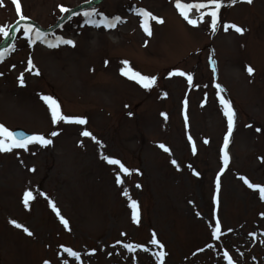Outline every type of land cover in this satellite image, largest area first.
I'll list each match as a JSON object with an SVG mask.
<instances>
[{"label":"rangeland","instance_id":"1","mask_svg":"<svg viewBox=\"0 0 264 264\" xmlns=\"http://www.w3.org/2000/svg\"><path fill=\"white\" fill-rule=\"evenodd\" d=\"M79 1L20 0L21 13L50 25L61 6ZM97 8L121 22L107 28L76 18L48 34L53 42H75L58 47L31 43L21 27L0 67V123L53 141L0 152V264H160L153 232L167 253L164 264H229L225 251L234 264H264V199L243 179L264 185V0H222L215 32L209 16L193 26L172 0H103ZM141 8L164 21H149L151 35L136 14ZM19 18L14 0H0L3 27ZM225 24L244 31L225 30ZM29 59L35 67L23 71ZM125 60L134 71L156 76V84L145 89L124 76ZM176 70L192 75V83ZM43 95L87 123H53ZM221 95L236 113L226 167ZM85 130L96 139L83 136ZM53 131L59 134L52 137ZM105 156L119 159L130 174ZM26 190L35 197L27 207ZM133 199L139 223L132 219ZM217 217L219 239L212 235ZM127 243L144 248L129 251Z\"/></svg>","mask_w":264,"mask_h":264},{"label":"snow or ice","instance_id":"2","mask_svg":"<svg viewBox=\"0 0 264 264\" xmlns=\"http://www.w3.org/2000/svg\"><path fill=\"white\" fill-rule=\"evenodd\" d=\"M237 0H231V3L235 4ZM248 3H252V0H247ZM16 11L17 13H20V19L21 20H29V17L24 16L21 13V3L20 0H14ZM176 8L179 10L180 14L188 21L189 24L196 26L199 23L203 22L205 19V16H209L211 18L210 27L213 32L217 30L218 24H219V13L222 7V0H204V2H182V0H176L175 4ZM193 9H196L198 11V16L192 17L190 15L191 11ZM202 9H207V11H200ZM62 12H69L70 9L61 6ZM137 13L142 17V27L144 28V31L148 33V35H151V27L149 21H156L158 23H163V19L157 16H154L151 12H149L146 9H137ZM77 13H73V15H76ZM94 14H98L101 19L96 20L91 18ZM85 17H89L85 21V23L88 24H94L96 26L105 25L108 28H113L116 26L117 23L121 22V17H113L112 19H109L107 16H105L103 13H97V10L95 8L91 9V11H85L84 12ZM228 28H233L237 32L242 33L244 31L243 28L237 26L236 24H225L224 29L228 30ZM8 31L3 26H0V33H3L5 36L8 35ZM23 32L24 35L29 37V40L31 43H35L38 40H44L49 47H58L61 43L73 45L75 46V42L71 39H65L63 37H57L55 42L47 39L48 34L46 32L41 31L40 28H38L35 24H25L23 25ZM34 34V38H33ZM7 49L0 50V60L3 59L5 52ZM29 69L35 67V65L32 63L31 59L28 61ZM123 64L125 65L124 68L121 69V72L124 76L129 77L130 79L137 81L140 85H142L145 89L151 88L153 85L157 82L156 76H149V75H143L139 71H134L130 66L129 62L127 60L123 61ZM247 71L251 74L254 69L249 66L247 68ZM37 74H39V70H36ZM176 74L181 76H187L188 82L191 84L193 77L190 74H187L181 70H176ZM169 75H173V73H169ZM20 83H24L23 74L20 76ZM216 87L219 89L220 85L217 84ZM167 95V93H165ZM42 99L47 103L50 111H51V117L53 123H59L61 121L65 123H78V124H86L87 119L82 116H73V115H65L61 111L60 103L52 96L43 95ZM220 103L223 105L224 108V114L227 117L228 125H227V134L224 137V165L225 167L228 165L229 162V156L228 152L226 151L228 144L230 142V137L232 136L233 129L235 126V116L236 113L232 107L231 101L224 98L223 95L220 96ZM187 106V101L185 100V107ZM131 115V113H129ZM165 116L167 114H164ZM185 120H187V116H185ZM259 131V129H258ZM59 133L56 131H53L50 133L52 137L57 136ZM83 136L92 137L93 139H96L93 134L90 131H83ZM189 140H192L191 136H189ZM53 141L50 138H47L44 134H25L23 132H16L14 130H11L10 128L6 127L3 123H0V152H10L14 148L15 149H28L29 145L32 144H39L41 146H47L50 145ZM208 141L205 140V143ZM161 148H163L165 151H170L164 144L160 145ZM192 151L193 153L196 152V145L195 142L192 143ZM104 159L107 160L109 164L113 165H119L120 169L124 173L130 174V169L125 167V165L116 158L105 156ZM173 164H176L177 162L175 160L172 161ZM34 170V169H33ZM224 169H221V172H223ZM197 176L200 175V173H195ZM244 182L248 185L249 188L252 189H259L260 198L264 199V185L251 183L247 178H243ZM117 183H123V180L117 175ZM220 190V176L217 175L216 178V191L219 193ZM125 196H128L127 190L124 192ZM35 197L33 195V192L31 190H26L23 195V203L25 207H27L31 200H33ZM51 207L56 211V214L60 217L61 222L65 225V227L68 226V220H66L62 215H60L59 209L56 207V204L54 201L50 202ZM219 203L218 197H217V204ZM130 207L132 209V219L136 222H140V209L138 201L131 200L130 201ZM261 215H264L262 213ZM12 224H14L18 228H22L28 235H32L33 233L25 227L23 224L18 223L16 220L11 221ZM228 231H231L229 229ZM221 234V222L219 218L217 217L214 224V229L212 232V235L215 236L217 239L220 238ZM251 235L255 236V233H252ZM151 244L157 245L161 251L156 253L157 258L160 261V264H164V257L167 255L165 251H163L164 245L161 243L159 239L156 238V234L153 232ZM264 242V241H262ZM117 243H122L121 241H117ZM125 248H127L129 251H135L137 248H144V245L142 244H132L127 243L123 245ZM63 247V246H62ZM208 247H211V245H208ZM93 252L95 249L92 250ZM203 251V249H201ZM64 252H66L68 255L75 257L79 259L80 253L77 251H74L72 248L65 247ZM224 257L228 259L229 264H234L232 257L229 255L227 251L224 252ZM44 264H49L48 261H45ZM64 264H68L67 261H64Z\"/></svg>","mask_w":264,"mask_h":264},{"label":"water","instance_id":"3","mask_svg":"<svg viewBox=\"0 0 264 264\" xmlns=\"http://www.w3.org/2000/svg\"><path fill=\"white\" fill-rule=\"evenodd\" d=\"M102 0H91L89 2H85L79 6H77L76 8L72 9L70 12H68L64 17H62L54 26H52L51 28H49L47 31H51L55 28H57L58 26H60L61 24H63L66 20L69 19V17L75 13L76 11L91 6V5H95L100 3ZM25 25V24H35L38 28L42 29V27H40L39 25H37L35 22H33L31 19L29 20H18L17 22H15L9 29L8 35L5 37V39L3 40V42L0 43V50H4L9 44L10 42H13L16 32H18V29L20 27V25ZM16 132H23L25 134H28L25 130L22 129H16ZM30 135V134H29Z\"/></svg>","mask_w":264,"mask_h":264},{"label":"trees","instance_id":"4","mask_svg":"<svg viewBox=\"0 0 264 264\" xmlns=\"http://www.w3.org/2000/svg\"><path fill=\"white\" fill-rule=\"evenodd\" d=\"M84 1H86V0H80L79 1V3H81V2H84ZM64 6V5H63ZM74 6H76V4H72V5H67V6H64V7H66V8H69V9H71V8H73ZM89 10V9H88ZM88 10H85V11H88ZM84 11V12H85ZM66 12H62V13H59V15H57V16H55V20H53V23L54 22H56V20H58L62 15H64ZM1 34V36L3 37L4 36V34L3 33H0Z\"/></svg>","mask_w":264,"mask_h":264}]
</instances>
